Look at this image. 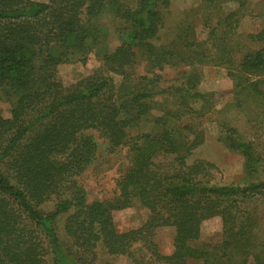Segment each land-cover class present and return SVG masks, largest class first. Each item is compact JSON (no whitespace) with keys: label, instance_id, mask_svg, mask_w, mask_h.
<instances>
[{"label":"trees","instance_id":"1","mask_svg":"<svg viewBox=\"0 0 264 264\" xmlns=\"http://www.w3.org/2000/svg\"><path fill=\"white\" fill-rule=\"evenodd\" d=\"M170 5L0 0V100L10 105V117L0 112V264H100L116 256L136 264H264V155L255 139L220 125L219 142L243 157L242 184L216 183L218 169L209 161L188 163L206 140L201 120L215 112L217 96L200 91L199 67L235 66L241 47L231 36L236 11L209 32L215 54L209 39H197L193 24L165 35ZM104 16L119 41L112 51L105 46ZM248 38L260 48L230 73L240 109L250 97L264 104V28ZM91 54L101 71L65 86L59 66L86 63ZM166 68L182 70L167 81ZM91 131L106 141L109 154L126 149L109 200L90 202L80 181L99 156ZM135 203L148 219L118 231L114 212ZM213 218L221 220L222 240L200 245L202 224ZM165 227L175 231L170 255L161 254L155 240Z\"/></svg>","mask_w":264,"mask_h":264},{"label":"rangeland","instance_id":"2","mask_svg":"<svg viewBox=\"0 0 264 264\" xmlns=\"http://www.w3.org/2000/svg\"><path fill=\"white\" fill-rule=\"evenodd\" d=\"M45 2L47 0H37ZM243 0H170L171 5L166 14L165 35L177 32V26L181 23L193 24L197 39L208 41L209 32L219 24L220 19L231 11H236L235 21L238 28L232 36V42L241 44L240 53L235 56V66L212 64L202 65L200 68L203 79L200 91L203 93H217L215 102V112L208 113L201 120V127L205 130V142L188 159V163L195 160H206L213 163L218 169L215 181L218 184L238 185L245 179L243 157L235 152L229 151L219 142L220 125L227 122L236 128L244 138L255 139L258 150L264 155V117L262 116L263 105L260 99L246 100L244 108L236 107L235 95L233 94L234 81L230 76L234 68L244 56L260 48L259 44H254L248 38L251 33H256L264 28V0H244L245 4L240 6ZM219 18V20H218ZM223 20V19H222ZM101 24H105L109 33L105 36V46L108 51L114 50L119 41L112 29V21L108 16L101 19ZM216 40V38H215ZM209 39V50L215 53L214 42ZM218 43V41H215ZM101 62L94 54L89 56L86 63L63 64L59 66V76L65 86L76 83L80 79L89 76L97 71H101ZM138 74H144V64L137 68ZM180 68H166L162 72L164 80H171L178 76ZM115 84L119 85L121 78L114 76ZM264 88V86H263ZM245 99V98H244ZM247 99V98H246ZM0 112L8 118L10 117V105L0 100ZM200 123V122H197ZM95 136L99 145L98 160L80 177L84 185L88 200L103 201L112 199L117 192L116 182L123 173L126 163V149L118 154H109L106 151V141L96 132H90ZM54 202H49L44 206L45 210H52ZM260 209H264V201ZM114 222L118 231H128L141 227L149 217V212L139 203H135L131 208L116 211L113 214ZM174 228L165 227L156 232V243L163 255H170L173 252ZM222 240V225L219 218H213L202 224V234L199 244H217ZM199 245V246H200ZM141 256V254H140ZM143 261H150L148 255L143 257ZM136 264L135 261L126 256H116L109 261L103 259L100 264ZM187 264H202L199 261H189ZM249 264H254L253 260Z\"/></svg>","mask_w":264,"mask_h":264}]
</instances>
